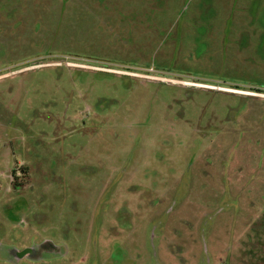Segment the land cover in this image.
Masks as SVG:
<instances>
[{"label":"rangeland","instance_id":"374dc122","mask_svg":"<svg viewBox=\"0 0 264 264\" xmlns=\"http://www.w3.org/2000/svg\"><path fill=\"white\" fill-rule=\"evenodd\" d=\"M0 264H264V0H0Z\"/></svg>","mask_w":264,"mask_h":264},{"label":"flooded vegetation","instance_id":"af4514ba","mask_svg":"<svg viewBox=\"0 0 264 264\" xmlns=\"http://www.w3.org/2000/svg\"><path fill=\"white\" fill-rule=\"evenodd\" d=\"M127 75H128V73H127ZM135 77H139V78H147V77H145L144 75H142V76H135ZM152 78H154V79H159V78H156V77H151V78H149V79H152ZM160 80H162L161 78H160ZM171 81V80H170ZM179 83H186V82H179ZM193 84V83H192ZM15 174V173H14ZM14 176V175H13Z\"/></svg>","mask_w":264,"mask_h":264},{"label":"water","instance_id":"95a60500","mask_svg":"<svg viewBox=\"0 0 264 264\" xmlns=\"http://www.w3.org/2000/svg\"><path fill=\"white\" fill-rule=\"evenodd\" d=\"M26 253H28V251L23 252L21 256H23V255L26 254Z\"/></svg>","mask_w":264,"mask_h":264},{"label":"trees","instance_id":"16d2710c","mask_svg":"<svg viewBox=\"0 0 264 264\" xmlns=\"http://www.w3.org/2000/svg\"><path fill=\"white\" fill-rule=\"evenodd\" d=\"M256 92H259V91H256ZM259 93H263V92H259ZM12 174L14 175V173H12ZM13 175H12V176H13ZM13 178H14V176H13Z\"/></svg>","mask_w":264,"mask_h":264}]
</instances>
